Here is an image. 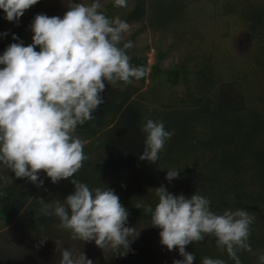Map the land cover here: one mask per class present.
I'll return each mask as SVG.
<instances>
[{
    "label": "trees",
    "instance_id": "16d2710c",
    "mask_svg": "<svg viewBox=\"0 0 264 264\" xmlns=\"http://www.w3.org/2000/svg\"><path fill=\"white\" fill-rule=\"evenodd\" d=\"M35 6L32 18L42 14L44 4L40 0ZM223 7L225 14L236 16L250 33L256 43V64L264 68V6L226 2ZM124 10L114 7L113 3L100 9L110 19L119 18L129 26L142 25L125 40L135 45L137 37L146 31L164 35L175 28L178 31L187 21L189 3L135 0L131 10ZM24 25L0 40V55L12 43L31 44L20 39L19 31ZM13 35L19 39L14 41ZM129 50L131 64L144 66L148 72L145 52L150 47L143 51ZM175 51V45L165 50L163 45L158 46L156 63L149 75L131 85L106 83L102 93L104 104L93 113L92 120L76 129L75 135L87 142L84 153L89 159L74 177L54 185L41 172L39 178L44 184L38 188L26 178L16 179L6 169L0 173V230L11 225L24 227L44 264H60L62 251H72L75 242L80 248L89 247L94 252V241L71 240L67 231L57 227L58 218L46 217L40 212V199L45 203L63 201L74 191L70 180L77 179L90 189L114 190L129 212L126 226L136 227L140 233L126 255L105 249L114 264H173V260L183 257L178 250L169 252L160 244V229L151 227L150 214L143 207H134L141 203L154 209L158 202L154 189L164 185L177 196L190 197L197 191L209 198L211 210L217 214L226 209L248 210L255 217L249 237L253 252H241L239 256L241 264H258L257 255L264 252V96L251 93V82L237 70L230 69L228 78L221 76L212 63V56H204L202 61L184 58L163 69V63ZM147 80L148 90L143 92ZM180 86L184 91L178 94ZM148 119L162 121L166 130L174 132L155 164L139 159L144 147L140 129ZM169 169L180 170L179 177L171 182L165 179ZM5 236L0 234V239ZM124 251L120 249L121 254ZM186 251L194 254V264H202L205 256L234 264L226 252L215 247L214 238L211 242L206 238L201 243L190 244ZM168 254H173V258L167 257ZM0 257L4 258L1 248Z\"/></svg>",
    "mask_w": 264,
    "mask_h": 264
},
{
    "label": "clouds",
    "instance_id": "9594fccd",
    "mask_svg": "<svg viewBox=\"0 0 264 264\" xmlns=\"http://www.w3.org/2000/svg\"><path fill=\"white\" fill-rule=\"evenodd\" d=\"M40 0H0L5 19L18 23L25 11ZM114 7H126L127 0H113ZM102 0L90 4L72 2L63 17L37 14L30 25L32 43L10 44L0 55V165L40 188L45 173L52 184L68 180L89 159L87 143L75 135L78 126L94 118L104 104L106 83L131 85L147 74L144 66H133L124 41L129 24L110 19ZM2 33L0 36H6ZM14 41L19 38L12 36ZM39 48V51L36 49ZM144 134L141 161L155 164L165 144L174 135L162 121L148 119L140 129ZM179 169L167 170L165 179H177ZM74 191L63 201L45 203L40 212L56 217L57 227L70 239L95 242L100 249L126 255L138 238L136 227L126 226L128 210L114 190L71 179ZM158 202L153 209L137 203L151 216V227L160 229V244L171 252L178 250L182 260L173 264H194L195 256L186 251L190 244L214 238L215 247L226 252L234 264H241L239 253H252L249 243L255 217L246 209H226L222 214L211 210V201L197 191L190 197L174 195L164 185L155 188ZM43 243V241H41ZM125 251L121 254L120 249ZM264 264V252L257 255ZM60 264H93L84 252L78 256L62 251ZM202 264H225L223 259L202 258Z\"/></svg>",
    "mask_w": 264,
    "mask_h": 264
},
{
    "label": "rangeland",
    "instance_id": "374dc122",
    "mask_svg": "<svg viewBox=\"0 0 264 264\" xmlns=\"http://www.w3.org/2000/svg\"><path fill=\"white\" fill-rule=\"evenodd\" d=\"M184 1L189 3L187 21L184 26L179 27L176 32L175 28L168 35L161 32L146 31L137 37L135 45L129 50L130 52L132 50L143 51L146 47H150L149 51H144L148 60L149 70L147 74L149 75L151 67L156 63L155 57L158 46L163 45L165 50L175 45L177 51L163 63V69L176 65L184 58L193 57L202 61L204 56H212V63L221 76L228 78L230 77V69L237 70L251 82V93L264 96V68L256 64V43L251 40L250 33L237 21L236 16L225 14L223 7L226 2L238 4L243 2L248 3L250 6L263 7L264 0ZM42 2L44 4L41 9L42 14L49 17L60 16L61 18L72 2L91 3L90 0H42ZM111 3H113V0H102L103 7L101 9H106ZM134 4L135 0H127V6L123 8L127 12L134 7ZM35 8L34 5L25 11L18 23L8 22L5 19V13L0 10V34L19 29V26L24 23L25 25L19 31L20 39L32 43L33 33L30 25L34 20L32 14ZM141 28V24L129 26L128 32L124 34V41L131 38ZM5 37L0 36V40ZM1 67L3 66L1 65ZM148 84L149 80L146 81L143 92L148 90ZM177 90V93L181 94L184 87L180 86ZM4 172L5 168L0 165V173L3 174ZM12 227L13 225L6 226L0 230V234H6L5 237L0 239L1 254L4 256V258L0 257V264H44L38 255L36 244L24 227L21 225L18 228ZM60 235L66 237V233ZM72 246L73 250L71 252L74 256L84 252L86 258L92 260L93 264H114L115 262L105 249H100L95 244L94 252H90L89 247L86 249L84 247L80 248L77 242L73 243ZM167 257L173 258V254H168Z\"/></svg>",
    "mask_w": 264,
    "mask_h": 264
}]
</instances>
